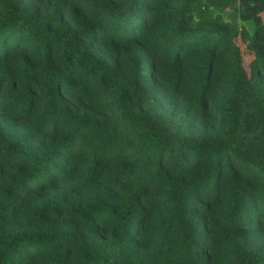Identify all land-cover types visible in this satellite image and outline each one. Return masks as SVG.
<instances>
[{
	"label": "trees",
	"instance_id": "1",
	"mask_svg": "<svg viewBox=\"0 0 264 264\" xmlns=\"http://www.w3.org/2000/svg\"><path fill=\"white\" fill-rule=\"evenodd\" d=\"M263 15L0 0V264H264Z\"/></svg>",
	"mask_w": 264,
	"mask_h": 264
},
{
	"label": "rangeland",
	"instance_id": "2",
	"mask_svg": "<svg viewBox=\"0 0 264 264\" xmlns=\"http://www.w3.org/2000/svg\"><path fill=\"white\" fill-rule=\"evenodd\" d=\"M262 19L264 21V15L262 16ZM235 42L240 48V54H241V62L246 71L248 72V62L252 58V54L244 48L245 42L242 41L240 38H236Z\"/></svg>",
	"mask_w": 264,
	"mask_h": 264
}]
</instances>
